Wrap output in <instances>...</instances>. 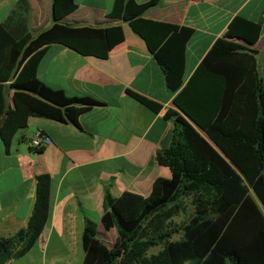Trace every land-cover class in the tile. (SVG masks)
Returning <instances> with one entry per match:
<instances>
[{
    "label": "trees",
    "instance_id": "obj_1",
    "mask_svg": "<svg viewBox=\"0 0 264 264\" xmlns=\"http://www.w3.org/2000/svg\"><path fill=\"white\" fill-rule=\"evenodd\" d=\"M160 1L115 0L107 20L130 25L160 65L168 89L177 93L174 104L184 117L175 120L170 144L163 151L171 178L162 183L160 195L140 202L132 218L116 210L118 201L108 186L101 223L106 231L117 230L121 246L107 250L98 238L97 222L86 218L84 264H264V227L255 237L257 229L252 228L261 222L257 202L264 211V97L260 102L257 52L250 48L259 41L264 18L255 22L236 17L226 37L215 43L185 84L186 47L194 31L144 19ZM28 8V0H20L0 24V119H5L0 136L8 152L32 117L77 125L81 115L103 105L51 89L37 71L51 44L108 59L104 28L63 25L78 5L75 0H54L55 23L34 37L27 28ZM10 91L22 110H9ZM127 93L153 111L160 109L135 92ZM251 191L253 206L248 203ZM188 201L193 215L176 222L187 213ZM50 211L51 177L43 174L36 178V200L27 226L13 237H0V264L35 246ZM156 247L160 250L151 253Z\"/></svg>",
    "mask_w": 264,
    "mask_h": 264
},
{
    "label": "crops",
    "instance_id": "obj_2",
    "mask_svg": "<svg viewBox=\"0 0 264 264\" xmlns=\"http://www.w3.org/2000/svg\"><path fill=\"white\" fill-rule=\"evenodd\" d=\"M20 0H0V24L17 9ZM78 8L62 24L104 28L108 59L84 56L61 45L46 46L39 62L38 78L54 90L101 102L81 115L78 124L32 117L19 131L9 152L0 136V237L10 238L25 228L36 200V178L51 177V211L38 242L24 256L1 264H84L86 218L97 222L102 244L113 251L121 246L116 229L106 231L105 190L110 186L118 201L116 210L132 218L140 202L162 192L171 178L163 158L170 144L175 120L184 117L175 106L163 71L145 41L127 22L107 20L115 0H75ZM139 4L151 0H136ZM54 0H28L27 28L32 36L54 23ZM238 16L251 21L264 18V0H161L144 19L194 31L185 54L186 84L215 43L225 38ZM239 42L245 46L246 43ZM257 52L258 99L264 97V30L250 46ZM135 92L159 105L153 111L127 92ZM9 110L24 107L8 93ZM169 115V116H168ZM38 131L51 138L43 153L30 142ZM253 224L255 237L264 227ZM255 225V226H254ZM113 238L111 241L110 238ZM114 242V243H113ZM17 249L14 248V251Z\"/></svg>",
    "mask_w": 264,
    "mask_h": 264
},
{
    "label": "rangeland",
    "instance_id": "obj_3",
    "mask_svg": "<svg viewBox=\"0 0 264 264\" xmlns=\"http://www.w3.org/2000/svg\"><path fill=\"white\" fill-rule=\"evenodd\" d=\"M248 196H249V198H248V203H249L251 206H253V204H252V203H253V198L255 197L254 194H253V192H252V191L249 192ZM188 203H189V207H188V211H187V213H186V214H181L180 216L176 217V218H175V221H176V222L181 223V222H184V221H188V220L190 219V217L193 215V213H194V209H193L192 205H190V204H191L190 201H188ZM253 208H254V207H253ZM254 209H255V208H254ZM177 238H178V237H176V239H177ZM110 240L112 241L113 238L111 237ZM113 243H114V242H113ZM159 250H160V247L153 248V249L151 250V253H157Z\"/></svg>",
    "mask_w": 264,
    "mask_h": 264
},
{
    "label": "built area",
    "instance_id": "obj_4",
    "mask_svg": "<svg viewBox=\"0 0 264 264\" xmlns=\"http://www.w3.org/2000/svg\"><path fill=\"white\" fill-rule=\"evenodd\" d=\"M51 143V138L42 131H38L31 140L30 145L33 149L39 150L46 148Z\"/></svg>",
    "mask_w": 264,
    "mask_h": 264
},
{
    "label": "water",
    "instance_id": "obj_5",
    "mask_svg": "<svg viewBox=\"0 0 264 264\" xmlns=\"http://www.w3.org/2000/svg\"><path fill=\"white\" fill-rule=\"evenodd\" d=\"M229 40H232V41H241L239 38H230ZM4 121H5L4 118H1L0 119V134H1V128H2V126L4 124Z\"/></svg>",
    "mask_w": 264,
    "mask_h": 264
}]
</instances>
